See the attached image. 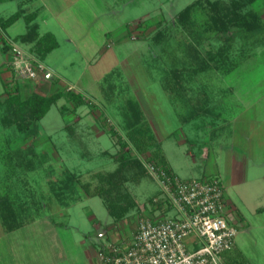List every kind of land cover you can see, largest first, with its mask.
Wrapping results in <instances>:
<instances>
[{
  "label": "rangeland",
  "instance_id": "rangeland-1",
  "mask_svg": "<svg viewBox=\"0 0 264 264\" xmlns=\"http://www.w3.org/2000/svg\"><path fill=\"white\" fill-rule=\"evenodd\" d=\"M191 1L0 2L1 22L17 11L24 15L8 28L2 29L0 26V39L4 42L10 43L15 35L24 32V18L33 16L31 10L39 14L42 11L41 16H48L41 7L45 2L52 4L57 12L63 10L59 19L65 24L62 29L52 18L47 17L46 23L41 21V16L37 19L40 33L53 31L59 42V47L42 59V63L58 78L55 86L50 83L54 78L47 71H43L37 83L14 78L8 64L17 50L11 51L6 58V53L0 49V197L8 193L14 200L15 205L5 206L7 210L13 206L20 209L22 189L28 194L29 191L36 194L26 197L27 200H37L30 205L33 208L25 216L29 222L17 230L8 228L2 213L5 210L0 208V264H83L85 253L82 249L90 247L99 251L101 244L108 243L122 246L131 238L140 216H172L173 210L167 209L164 202L152 201L153 198H162L161 190L148 173L145 163H154L171 172L166 163L168 158L180 178L197 176L201 179L198 177V167L193 166L195 159L201 161L198 153L191 147V142H185V137H188L195 144H200L201 137H197L199 134L190 124L182 125L179 112L188 111L179 95L171 96L164 90L161 82L162 60L171 49L182 58L183 52L191 55L197 51L199 57L194 56L193 65L196 62L199 65L200 58L208 61L218 51L233 53L247 48L250 50L247 53L253 55L252 59L246 60L243 67L237 63L238 68L230 74L219 72L214 76L212 71L208 72L210 76L204 77L203 74L193 76L185 71L177 76L176 81L182 82L184 79L185 82L186 78H192L193 86L198 82L210 87L215 85L217 90L219 87L224 90L230 84L242 87L264 85V45L256 44L261 40V27L254 32L256 38L242 28L231 25L224 29L222 24L213 30L207 28V20L199 12L198 27L190 32L176 27L171 48L168 47L167 53L162 54L148 40L149 35L143 34L146 27L152 26L158 19L168 21L172 13ZM220 4L222 11L228 12L227 3ZM21 10H24L23 13ZM65 31L73 37L71 41ZM153 32L154 29L149 34ZM194 34L199 36L197 45L188 42ZM8 43L6 45L12 47ZM17 43L21 48H27L25 44ZM20 51L37 58L31 51ZM157 54L160 55L159 60L155 61L153 57ZM192 58L191 61L188 59L187 65L192 64ZM213 62H208L211 64L208 66L213 67ZM4 82L10 90L14 84L19 86L17 93L20 100H25L32 92L48 94L57 88L70 87L81 93L86 103L72 111L71 103L66 98H60L51 105L35 129L30 122L28 106L6 100ZM227 92L221 91L219 94L226 99ZM61 105L66 110L62 111ZM133 105L137 109V117H133L128 110ZM75 118L82 119L79 129L82 134H76V138L62 129L66 124L73 123ZM85 124L89 126L90 134L84 131ZM111 128L117 136L109 134ZM95 130L101 132L94 138L90 135L96 134ZM118 136L121 141L127 142L131 155L140 160L145 174L139 183H127L129 188L133 186L135 207L125 217L114 220L107 213L102 199L90 192L101 186L107 172L116 169L117 165L112 160L115 161V156L128 147L117 141ZM154 138L161 142L160 147L167 158L159 155L161 150L157 149ZM102 149H108L111 157L102 156ZM189 150L194 158L189 156ZM40 154H44V163L37 160ZM30 160L36 162L35 168L30 165ZM11 168L16 169L15 175L9 172ZM65 171L72 172L76 177L66 179ZM85 184L89 185L86 187ZM243 198V203H233L234 225L237 227L241 220L249 228L237 227L233 246L221 252L220 258L223 264H264V194L258 198L249 190ZM96 223L99 229L95 227ZM101 231H105L103 236H100Z\"/></svg>",
  "mask_w": 264,
  "mask_h": 264
},
{
  "label": "crops",
  "instance_id": "crops-1",
  "mask_svg": "<svg viewBox=\"0 0 264 264\" xmlns=\"http://www.w3.org/2000/svg\"><path fill=\"white\" fill-rule=\"evenodd\" d=\"M3 1H7V0H0V2H3ZM34 1L36 2L37 0H34ZM194 1L195 0H192L188 4ZM211 1H216V0H211ZM45 3H46L45 4L46 6L44 5L41 7L47 11L48 16L46 15L41 16L42 11L39 14L37 11L31 10V13L33 14V16L31 17L30 24L31 23L37 24V37L49 33L56 40V37L53 31H52L53 33L51 31H45L42 34L40 33L39 31L40 25L37 19L38 17L41 16L40 17L41 21L43 23H46L48 21L47 17L52 18L59 24V27L64 29L65 24H63L59 19L60 14L63 10L61 12L59 11L60 12L59 13L53 9L52 4H49L48 2H45ZM188 4H186L185 6H187ZM184 7H182L181 9H183ZM199 9H200L199 11H202L201 8ZM251 9L256 13L258 17V22L262 29L261 40L260 42L257 41L256 44L260 43L261 44L260 46L263 47L264 45V0H255L251 4ZM21 11L23 13L24 10H21ZM175 13L171 14V18H169L168 21L174 17ZM21 16H24V15L21 14ZM158 20H161V19H158ZM1 23L2 22L0 20V26H2ZM13 23L7 25L6 27L2 26L1 28L2 29L8 28ZM24 23H25L24 32L15 35L13 39L11 40L12 42L10 43H8L9 41L5 40V44L8 43L12 46V47H9L10 50L3 51L0 45L1 51L3 53H6L5 54L6 58H8L9 55L12 53L11 51H15V50L30 51L32 42L21 41L17 39L20 35L25 34L28 30V24L26 23L25 18H24ZM65 33L67 34V36L69 37L71 41L73 37L68 35L70 33L66 31ZM250 35L253 36V38H256L254 33H250ZM150 37L151 35L148 36L149 41H150ZM17 42L21 44H25L27 48L26 49L21 48ZM56 42L58 44L57 47L53 48L51 51L59 47V42L57 40ZM241 49H243L244 51L233 52V53H222L221 56H218V59H219V63H217L218 66L213 62V65H212L213 67H207L205 69H198L196 73L190 72V74L193 76H197V75L201 76V74H203L204 77L206 75L210 76L211 73H208V72H212V71H214V76L218 74L219 72H222L223 75L230 74L235 69L238 68L239 64H241L239 65L240 67H243V64H245L246 60L249 61L252 59L253 55H251L250 53H247V51H250V50H247V48H241ZM51 51H49L48 53H50ZM4 66H5L4 68L8 69L6 65ZM47 72L48 74H51L53 78H57L55 77V75H53L50 72L48 68H47ZM170 79H171L170 83H167V84L164 83L163 78L161 82L164 87V90H166L168 94H170L171 96L175 95L176 97L177 95H179L180 101H183L186 105L185 107H187L188 113L179 112L181 116L180 121L182 125L190 124L194 132L199 134L197 135V137L198 136L201 137L200 144L199 143L195 144L194 142L191 141V139H189L188 137H185V142L187 141L191 142L190 143L192 144L191 147L196 149V152L198 153L197 157L199 160H201L200 162H198V160L195 159L193 163V166L198 167L199 169L198 177H200L201 179L202 178L219 179V181L223 185L224 195L226 199L229 201L230 207L233 206L234 202L238 204L243 203L244 201L243 196L249 190H251L255 195H258V198H260L261 195L264 194V85L250 84V85H244L242 87L237 84H234V85L230 84L226 86L227 88L224 90L223 89L221 90L220 87L217 90L215 89V85H213L214 87L213 86L210 87L208 85L206 86L202 85L198 82L193 86L192 82H194V79L192 78H186L185 82H184V79H182V82L179 80L174 81V77L173 78L171 77ZM57 81H58V78H57ZM52 85L55 86L54 84ZM67 88H70V87H67ZM221 91L223 92L228 91L226 99H224L223 95L219 94V92ZM188 102L189 104H187ZM83 122L85 123V121ZM81 123H82L81 118L80 119L75 118L73 123L66 124L65 126L62 127V129L69 131L70 136L73 135L76 138V134L79 135L81 133L79 132L80 125L82 126ZM83 129L86 132V134L87 133L90 134V128L88 125L85 124L83 126ZM95 132L96 134H91L90 136L93 135V137L94 136L96 137V135L100 134L101 131L95 130ZM154 140L156 141L155 144L158 147L157 149L161 150L160 151L161 154L159 155H161L162 158L163 157L167 158V156L165 155V153L162 151L160 147L161 142L159 140L157 141L155 138ZM128 148L129 146L126 147V149ZM192 153L193 152L189 150L188 152L189 156L194 158V155ZM100 154L102 156L111 157L110 155L112 153L108 149H102L100 151ZM112 161L115 162V165H117L116 161L114 160ZM166 161H167L166 162L167 166L169 165L168 166L169 170L179 177L180 175L177 172H175L168 158L166 159ZM59 177L61 178L60 174H59ZM196 177L197 176H192L190 178H196ZM152 179L153 181L156 182L154 178ZM59 181L61 184L62 181L61 180ZM132 187L133 186H131L129 190L136 203L134 194L132 193ZM91 195H95V194L91 193ZM127 214H125L123 217H125ZM112 218L114 220L121 219V218L115 219L114 217ZM24 226L25 225L21 227H24ZM238 226L239 227L243 226L246 229L249 228V226H246V223L241 220L239 221ZM95 227L96 228L98 227L99 229V225L97 223L95 224ZM18 229H20V227H18ZM104 233L105 231H101L100 236H103ZM128 240L129 238L126 240V242ZM107 245L101 244V250L104 249ZM82 250L85 253V255H83L85 256L83 260L84 262L83 264H106L102 259H100L98 255L100 250L98 251L90 247H88V249H85V250L82 249Z\"/></svg>",
  "mask_w": 264,
  "mask_h": 264
},
{
  "label": "trees",
  "instance_id": "trees-1",
  "mask_svg": "<svg viewBox=\"0 0 264 264\" xmlns=\"http://www.w3.org/2000/svg\"><path fill=\"white\" fill-rule=\"evenodd\" d=\"M254 1L255 0H195L194 2L188 4L183 9L175 13L174 17L168 22H164L162 20H157L153 22L152 26L146 27L145 32L143 34L151 35L150 42L152 43V45L158 47L160 52L165 55L167 48H171V41L174 38V32L175 29H177L176 27L180 28V30L187 29L188 32L195 30L196 27H198L196 25L198 24L197 16L199 12L200 14H202V16H205V21L207 20V28L214 30V28H218L220 27V25L223 24L225 26L223 27L224 29L231 25L242 28L246 33H254L261 27L258 22V17L256 13L251 9V4ZM220 3H227L226 5L229 8V10H227L228 12L222 11ZM199 8H201L202 11H199ZM20 16L21 13L17 11L7 19L2 21L1 24L2 26L6 27L7 25L17 20ZM31 17L32 16L25 17V21L28 24V30L25 34L20 35L17 39L21 41L32 42L30 51L35 56H37L38 59L42 60L45 55L53 48L57 47L58 44L54 37L49 33L37 37V24H30ZM152 29H154V32L152 34H149L152 32ZM0 42L1 49L3 51H7L9 47L5 44L2 39H0ZM188 42H194L195 44H199V36L195 34L192 35V37L189 38ZM169 52L171 54H167V57L162 60L163 65L161 68L163 73L162 78L164 80V83L166 84L170 83L171 77H174V81H176L178 75L180 76V74H184V70L196 73L198 69H205L209 67L208 64L211 65V61H214V63L217 65V63H219L218 56H221L222 54L220 51H218L217 53H215L216 55H211L208 61L207 59L200 58L199 60H201V64L198 65V63L196 62V64L193 65V63H195L194 56L199 57V53L197 51L191 53V55L187 52H183V58L182 56L179 57L176 54L175 50L171 49L169 50ZM159 56L160 55L157 54L153 57V59L155 61H158ZM191 58L192 64L187 65L186 62H188L189 60L191 61ZM184 67L186 69H184ZM9 70L12 74L13 71L11 69ZM57 82V78H54L51 81V83L53 84H57ZM5 86V93L7 94L6 100H10L12 104H17L20 106L25 104L28 106L30 122L33 124L35 129L38 127L40 120L48 112L51 105L60 98H66L68 102L71 103L70 109H72V111H75L79 106L86 103V100L84 99L82 94L73 91V89L71 88L59 89L56 87L57 89H55L54 92L48 94L32 92L25 100H20L19 95L17 93L19 89V86L17 84H14V86L11 87V90L8 89V84L5 83ZM60 108L62 109V111L64 109L66 110V107H64V105H61ZM134 108L135 106L133 105V107L129 106L128 109L130 114L133 115V117L138 114L137 109ZM29 130L31 129L29 128ZM109 133L113 136H117L113 128L109 129ZM117 141L120 142L122 146L127 145V142L125 140L121 141V138L119 136L117 138ZM131 153L132 152L130 148L120 151L115 156V161L117 162L116 169L113 172H107L106 175L103 176L104 179L102 178L101 180V186H99L95 191L92 190L91 192L92 194L98 195L102 199V202L105 208L107 209L108 213L115 219L123 217L135 207L136 203L129 190L128 184L131 182L134 184L139 183L142 179V176L145 174L144 168L140 160L138 158L133 157ZM42 155L44 156V154H40L37 160L40 159V161H42ZM29 162L30 165H33V168H35L36 162L31 160ZM42 162L44 163L45 161ZM15 170L16 169L11 168L9 172L12 175H15ZM166 171L169 172L168 170ZM64 177L70 180L72 177L75 178L76 176L75 174H72V172L67 171ZM85 185L87 187L89 184ZM23 190L24 189L20 191L23 195L22 201L20 203V209L18 207L13 206V208L7 210L6 208L8 207L5 206L9 204L15 205L14 200L11 199L8 193L7 195H3L0 197V208H2V210H5V212L2 213H4L3 217H5L6 225L9 229H16L29 222L25 216L31 211V208H33L30 207V205L37 201L35 199L27 200L26 197L36 194H33V192L31 191H29L28 194ZM32 198H34V196Z\"/></svg>",
  "mask_w": 264,
  "mask_h": 264
},
{
  "label": "built area",
  "instance_id": "built-area-1",
  "mask_svg": "<svg viewBox=\"0 0 264 264\" xmlns=\"http://www.w3.org/2000/svg\"><path fill=\"white\" fill-rule=\"evenodd\" d=\"M14 78L39 82L47 67L17 50L8 64ZM172 216H140L122 246L109 243L98 255L106 264H223L220 253L232 247L237 227L223 185L217 178L182 179L154 163H145Z\"/></svg>",
  "mask_w": 264,
  "mask_h": 264
}]
</instances>
